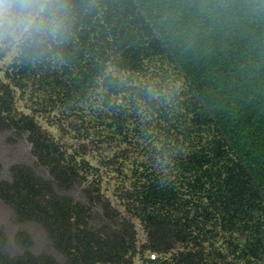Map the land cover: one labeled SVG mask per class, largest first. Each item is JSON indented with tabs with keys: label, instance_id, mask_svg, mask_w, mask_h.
<instances>
[{
	"label": "trees",
	"instance_id": "trees-1",
	"mask_svg": "<svg viewBox=\"0 0 264 264\" xmlns=\"http://www.w3.org/2000/svg\"><path fill=\"white\" fill-rule=\"evenodd\" d=\"M42 5L34 23L4 22L19 54L0 76V132L27 136L50 178L16 163L4 179L0 162V200L61 258L30 251L25 231L12 254L0 224V264H136L135 219L147 264H264V0ZM18 90L55 123L72 118L77 139L116 148L100 166L130 164L126 215L104 199L86 146L69 151L20 111Z\"/></svg>",
	"mask_w": 264,
	"mask_h": 264
},
{
	"label": "rangeland",
	"instance_id": "rangeland-1",
	"mask_svg": "<svg viewBox=\"0 0 264 264\" xmlns=\"http://www.w3.org/2000/svg\"><path fill=\"white\" fill-rule=\"evenodd\" d=\"M7 18L8 16L6 15L5 20ZM0 31H2V29H0ZM13 37L14 40L9 43H5L7 39L5 32H3V36L0 37V76L4 80H7L6 71L9 65L19 54V37L16 35ZM17 107L22 112L34 115L42 127L55 136L57 140L69 149V151H74L79 149L80 145H85L88 151L85 158L93 165L100 167V187L104 199L108 200L121 214H127L125 205L120 200L119 195L121 189L125 186H129L131 183L130 164H126V168L123 171H119L113 167L100 166L101 159L104 157H111L116 148L105 146L103 139H100L97 135H94L87 140L77 139L78 134L70 127V121L72 118H63L64 121L62 124L60 122L55 123L57 122L55 119H59L61 115L57 114V112L49 114L40 110L41 108L39 104L32 100L30 91H17ZM56 115H59V117ZM31 148L32 146L27 139V136L17 138L9 131L0 132L1 177L4 179H10L11 166L16 163H25L34 168L39 174L50 178L48 170L38 164L36 158L32 154ZM133 155L134 156L132 157H135V153ZM73 194L79 197L81 195V187L76 188ZM135 223L137 226L139 245V253L135 257V262L136 264H147L148 257H153L152 253L143 251V245L147 241V234L138 220L135 219ZM0 224L6 230L9 240V248L12 254H18L25 251V248L18 245L15 241L16 234L19 231H25L30 234L33 241L32 246L29 248L30 251L37 254L48 252L58 259L61 258L59 252L53 248L44 227L40 223L34 221H18L12 208L1 200Z\"/></svg>",
	"mask_w": 264,
	"mask_h": 264
},
{
	"label": "clouds",
	"instance_id": "clouds-1",
	"mask_svg": "<svg viewBox=\"0 0 264 264\" xmlns=\"http://www.w3.org/2000/svg\"><path fill=\"white\" fill-rule=\"evenodd\" d=\"M14 0H0V29L4 28L6 15L9 17V23L19 22L21 24L32 22L37 12L42 10V0H19L20 11L14 14L11 10V5ZM3 32L0 31V37Z\"/></svg>",
	"mask_w": 264,
	"mask_h": 264
}]
</instances>
